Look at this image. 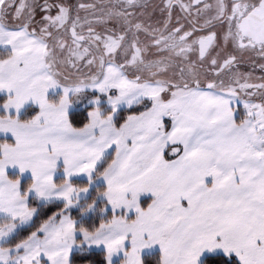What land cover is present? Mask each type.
Wrapping results in <instances>:
<instances>
[{"label":"snow or ice","instance_id":"1","mask_svg":"<svg viewBox=\"0 0 264 264\" xmlns=\"http://www.w3.org/2000/svg\"><path fill=\"white\" fill-rule=\"evenodd\" d=\"M0 264H264V0H0Z\"/></svg>","mask_w":264,"mask_h":264}]
</instances>
